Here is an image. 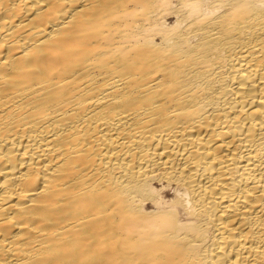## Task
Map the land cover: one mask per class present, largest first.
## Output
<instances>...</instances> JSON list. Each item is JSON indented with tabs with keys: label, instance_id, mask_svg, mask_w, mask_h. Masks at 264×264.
I'll use <instances>...</instances> for the list:
<instances>
[{
	"label": "bare ground",
	"instance_id": "bare-ground-1",
	"mask_svg": "<svg viewBox=\"0 0 264 264\" xmlns=\"http://www.w3.org/2000/svg\"><path fill=\"white\" fill-rule=\"evenodd\" d=\"M0 264H264V0H0Z\"/></svg>",
	"mask_w": 264,
	"mask_h": 264
}]
</instances>
